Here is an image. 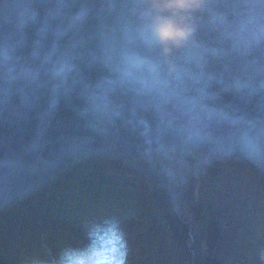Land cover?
<instances>
[{"label":"clouds","instance_id":"clouds-1","mask_svg":"<svg viewBox=\"0 0 264 264\" xmlns=\"http://www.w3.org/2000/svg\"><path fill=\"white\" fill-rule=\"evenodd\" d=\"M37 87L53 109L75 98L86 129L132 137L149 159L227 140L264 161V119L223 99L264 90V0H6L0 92ZM128 256L120 220L105 216L82 245L25 264Z\"/></svg>","mask_w":264,"mask_h":264},{"label":"trees","instance_id":"trees-1","mask_svg":"<svg viewBox=\"0 0 264 264\" xmlns=\"http://www.w3.org/2000/svg\"><path fill=\"white\" fill-rule=\"evenodd\" d=\"M199 150L187 151L182 163L169 158V166L164 158L112 151L74 159L0 206V264H25L86 242L58 220L86 229L91 220L115 216L125 230V214L143 197L156 209L141 237L153 256L150 264H242L251 256L261 264L264 166L201 150L205 160L195 167Z\"/></svg>","mask_w":264,"mask_h":264},{"label":"water","instance_id":"water-1","mask_svg":"<svg viewBox=\"0 0 264 264\" xmlns=\"http://www.w3.org/2000/svg\"><path fill=\"white\" fill-rule=\"evenodd\" d=\"M5 2L0 0V6ZM223 99L251 118L264 119V90L243 96L226 94ZM79 107L75 98H62L53 109L49 90L44 87L0 92V206L86 153L112 151L146 157L140 142L132 137L86 129ZM197 147L264 166V161L248 158L238 145L227 140Z\"/></svg>","mask_w":264,"mask_h":264},{"label":"rangeland","instance_id":"rangeland-1","mask_svg":"<svg viewBox=\"0 0 264 264\" xmlns=\"http://www.w3.org/2000/svg\"><path fill=\"white\" fill-rule=\"evenodd\" d=\"M195 148L200 149L199 150L200 152H196V158L195 157L194 158L198 160H196L197 164H195L194 166L198 167L199 165L200 167V165L205 160L204 159L205 157L202 156L201 150H203L205 153L208 152L200 147H195ZM186 153L187 151L182 153L177 152L173 154L171 157L177 156L179 162L182 163L185 160ZM164 159L166 160L167 166H169L170 165L169 158H164ZM195 167H193L194 170L196 169ZM199 173L200 172H198V174ZM181 177L182 178L179 177V179H181L182 181L183 179L185 180V175L184 176L182 175ZM193 180L194 181L192 183L196 182L197 178H194ZM140 203L141 204H138L134 210H129L124 217L127 227L124 231L127 234L128 242L131 241L134 242V244L131 245L129 248L128 264H150V262L154 263V261H152L153 256L147 250V246L141 237H143L144 234L147 233V230L145 229L151 225V222L153 220V217L150 216L151 215L150 209L153 213H156V209L152 207L151 201L150 200L147 201L144 197L140 200ZM178 205L179 204L176 201L177 210H178ZM57 222L60 223L63 227L69 228L72 233H75L76 235H80L86 238V229L83 228L84 226L82 223H71L70 221L67 220H58ZM42 257H46V256L43 255ZM254 261L255 260L253 256H251L249 259L248 258L246 259L245 257L242 258V264H254V263L260 264V262L256 263Z\"/></svg>","mask_w":264,"mask_h":264}]
</instances>
